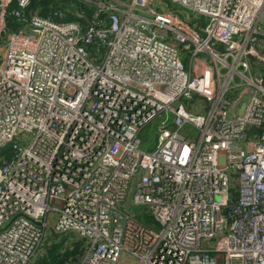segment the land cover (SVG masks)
<instances>
[{"label": "built area", "instance_id": "2783aa9c", "mask_svg": "<svg viewBox=\"0 0 264 264\" xmlns=\"http://www.w3.org/2000/svg\"><path fill=\"white\" fill-rule=\"evenodd\" d=\"M153 1L0 0V264H264V0Z\"/></svg>", "mask_w": 264, "mask_h": 264}, {"label": "rangeland", "instance_id": "374dc122", "mask_svg": "<svg viewBox=\"0 0 264 264\" xmlns=\"http://www.w3.org/2000/svg\"><path fill=\"white\" fill-rule=\"evenodd\" d=\"M34 8H39L40 10H44L45 8L40 5H34ZM177 9H180V6H176ZM261 21L264 22V12L261 16ZM205 22V19H204ZM2 45H0L1 47ZM0 53H2V49H0ZM186 55L181 57L182 61L186 65L187 59ZM252 62V67H254L253 59H250ZM243 112V108L240 109V113ZM172 113L167 111L162 117H158L153 123L152 126L143 129L142 133L139 135L142 144L140 145L141 149L151 150V145L155 143L156 135L155 131L158 124H169L172 120ZM184 131L188 137H195L197 131L194 127L190 125H186L184 127ZM129 212L141 218L143 221L154 224L157 228V225L154 223L151 213L146 211V208L141 205H132L128 208ZM45 238L39 247L38 251L31 258L29 264H80L82 253L84 251L85 241L79 236L73 233H66L60 236L58 239L54 238V236L50 229L47 227L45 230ZM121 264H128L126 262H122ZM136 264V263H130Z\"/></svg>", "mask_w": 264, "mask_h": 264}, {"label": "water", "instance_id": "95a60500", "mask_svg": "<svg viewBox=\"0 0 264 264\" xmlns=\"http://www.w3.org/2000/svg\"><path fill=\"white\" fill-rule=\"evenodd\" d=\"M153 5L154 7L156 8H162V11L163 12H167L168 10V5L165 1L163 0H154L153 1ZM73 14L76 18H80V19H83L84 22H89V19L86 15H84L83 13L79 12L77 9H75L73 11ZM172 14L177 16L180 20L186 22V23H189V24H194V31L197 32V33H200V35H204V32L200 29L201 25H202V18L201 17H197V18H193L191 20H186L185 19V16H184V13L182 11H179V10H174L172 11ZM39 224V222H38ZM50 231L52 233H54L52 231V229H50ZM63 233H57L58 236L62 235Z\"/></svg>", "mask_w": 264, "mask_h": 264}, {"label": "trees", "instance_id": "16d2710c", "mask_svg": "<svg viewBox=\"0 0 264 264\" xmlns=\"http://www.w3.org/2000/svg\"><path fill=\"white\" fill-rule=\"evenodd\" d=\"M54 0H32V6H34V5H40L41 7H43V8H45L44 10L42 9L41 11H40V14L41 15H45V11H46V9H47V6H48V4L49 3H51V2H53ZM65 3H67L68 4V2L70 1V0H63ZM76 7H79V5L77 4L76 5ZM84 9H86V8H84ZM68 18H76L74 15H72V14H69L68 15ZM257 129H255V128H252L251 129V131H256Z\"/></svg>", "mask_w": 264, "mask_h": 264}, {"label": "crops", "instance_id": "0c3cea01", "mask_svg": "<svg viewBox=\"0 0 264 264\" xmlns=\"http://www.w3.org/2000/svg\"><path fill=\"white\" fill-rule=\"evenodd\" d=\"M51 233H52V232H51ZM52 234H53L54 236H56V237H54V238L58 239L60 236L66 234V233H63V234L60 235V236H58L57 233H52ZM124 258H125L126 261L128 260L126 257H124ZM132 263H134V261H132Z\"/></svg>", "mask_w": 264, "mask_h": 264}]
</instances>
